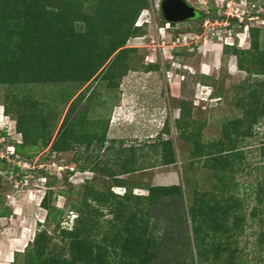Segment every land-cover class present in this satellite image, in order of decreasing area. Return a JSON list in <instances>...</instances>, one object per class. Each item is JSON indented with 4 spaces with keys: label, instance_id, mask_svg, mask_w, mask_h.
<instances>
[{
    "label": "rangeland",
    "instance_id": "1",
    "mask_svg": "<svg viewBox=\"0 0 264 264\" xmlns=\"http://www.w3.org/2000/svg\"><path fill=\"white\" fill-rule=\"evenodd\" d=\"M162 1L148 0L147 7L136 21L143 26L124 45L127 51L116 59L110 57L105 63L120 67L122 76L115 81L117 86L114 82L100 81L80 87L67 81H53L48 73H39L40 77L34 76L35 81L28 84L0 85V214L7 213L5 217L0 215V264H25L27 258L23 253L31 246L36 233L47 228L55 234V225H48L47 210L41 205L49 190L51 205L65 210L61 227L70 229L77 216L71 212V205L87 208V204L80 203L87 181L90 182L89 188L94 184V192L107 193L111 187L113 193L123 196L127 188L116 187L111 174L135 166L136 170L139 169L136 173L120 177L138 186L133 189L135 195L147 196L149 192L141 186H157L155 178L160 173L170 177L174 174L176 180L165 184L178 186L183 177L186 179L184 155L187 156L191 149L189 136L198 132L200 127L196 121L206 124L201 135L207 143L220 138L224 122L239 114L234 105L233 88L241 85L247 74L238 69L236 56L225 54V50L228 45L250 48L249 29H264V0H186L199 16L184 23H171L169 27L163 19ZM252 11L255 17L244 21ZM261 40L264 42V35ZM152 64L156 66L154 69H150ZM47 77L51 80L46 81ZM261 78L264 79V75ZM7 103L9 113L6 112ZM183 106L186 107L184 119L181 118ZM25 110L34 116L36 123L39 121L38 132L49 134V137L47 145L43 146L44 139L39 138L33 150L17 154L15 146L23 142V137L16 121ZM81 116H85L87 122L95 121L97 129H106L108 125L105 145L96 143L86 151L84 144L71 143L72 138L67 136L70 149L54 151L53 144L64 136L69 122L76 124ZM85 122L83 127L86 130L90 126ZM77 123L79 126H75L79 129L80 122ZM258 130L259 136L246 143L249 146L246 152L260 148L264 125ZM167 140L174 145L177 162L158 166L169 153V149L164 148ZM131 148L137 150L135 157L125 160L127 165L123 167L117 158H129ZM258 153H248L251 162L259 160L253 158ZM132 162L133 165L127 167ZM94 165L101 171L106 169L105 173L79 169V166L91 168ZM203 169L192 174L198 182L197 190H208L216 182L212 171ZM238 178L241 185H256L255 174ZM243 192L241 189V197H244ZM183 193V203L172 196L151 208L152 217L159 219L162 226L160 236L165 238L154 264L178 262L187 256L188 247L195 259L193 264L225 263V259L220 260L221 251L217 250L220 241L224 243L226 239L221 232L225 222L217 226L220 227L217 234L195 240L191 230L193 221L184 214L193 204V195L188 190ZM255 195L247 208L246 222L235 230L237 242L231 245L238 246L237 254L244 264H264V243H258L259 234L264 232V223L258 217L254 221L251 219ZM133 203L127 205L130 207ZM99 210L104 215L101 223L106 225L114 215L106 207ZM228 220L231 224L232 219ZM62 238L58 230L53 243L62 248L65 243ZM100 238L95 241L100 242ZM177 249L180 252L175 255ZM202 251L207 253L204 263L199 256ZM221 256L226 257L225 254Z\"/></svg>",
    "mask_w": 264,
    "mask_h": 264
},
{
    "label": "trees",
    "instance_id": "2",
    "mask_svg": "<svg viewBox=\"0 0 264 264\" xmlns=\"http://www.w3.org/2000/svg\"><path fill=\"white\" fill-rule=\"evenodd\" d=\"M147 4L148 0H0V85L28 84L35 81L34 76L39 78V73H48L53 81H67L80 87L100 81L114 82L117 86L115 81L122 76L120 67L117 65L114 68V65L105 63L110 57L116 59L127 51L124 45L140 30L136 21ZM252 15H255L254 11L245 20ZM249 33V49L228 45L225 50V54L236 56L238 69L247 74L241 85L233 88L234 105L239 114L224 122L220 138L207 143L201 135V129H205L206 124L196 121L200 127L198 132L189 136L192 145L188 155H184L186 179L183 177L182 184L149 185L146 188L139 185L149 193L147 196L135 195L133 189L138 186L120 179L136 173L139 169L136 170L135 166L111 174L116 187L127 188L123 196L113 193L111 187L107 193L100 190L94 192V184L89 188L87 185L90 182L87 181L84 198L80 202L84 206L87 204V208L71 205V212L77 216L70 229L61 227L65 210L51 205L49 190L41 205L47 210L48 225H55V234L47 228L38 231L31 246L23 253L27 258L25 264H154L165 238L160 236L162 226L159 219L152 217L151 208L172 196H176L174 199L181 203L186 190L193 195V204L189 205L188 210L186 206L187 213L184 214L189 221H193L191 230L195 240L209 237L211 233L217 234L220 229L217 226L225 222L221 232L226 239L217 246L218 252L221 251L220 260H226L223 264H244L237 254L238 246L231 245L237 242L235 230L246 222L247 208L255 193L251 219L254 221L258 217L264 223V140L260 141V148L246 152L249 149L246 143L258 137V129L264 125V79L261 78L264 75V42L261 40L264 29L251 27ZM154 67V64L150 65V69ZM49 77L46 81L51 80ZM112 83L109 85L112 86ZM6 105V112L9 113L8 103ZM185 110V106L181 107L183 119L186 118ZM23 113L16 121L18 132L23 137V142L15 146L17 154L33 150L39 138L44 139L43 146L47 145L46 139L49 137V134L38 132L40 123L38 120V123L35 122L33 115L26 110V114ZM85 121V116H81L76 124L72 121L66 123L67 130L60 141L53 144V150L70 149L67 136L72 138L71 143L84 144L86 151L96 143L105 145L108 125L106 129H97L93 123L95 121ZM77 122H80L79 129L75 126H79ZM84 122L90 126L89 129H84ZM164 148L166 151L169 149V153L164 155L163 162L158 166L175 164L177 154L174 145L167 140ZM129 151L132 152L129 158H117L123 167L127 165L125 160L135 157L137 150L131 148ZM256 151L260 153V158L258 154L253 155V158L259 159L254 163L248 158V153ZM132 165L133 162L127 167ZM201 168L212 171L216 179L208 190H197L196 187L198 182L193 175ZM79 169L106 171H101L96 165L91 168L79 166ZM254 174L256 185L240 184L239 176ZM241 189L244 190V197L240 196ZM128 202L134 203L129 207ZM100 207H106L114 215L106 225L101 223L104 215ZM6 214L3 211L0 215L5 217ZM228 219H232L231 224ZM46 221L43 222L45 225ZM58 230L65 242L62 248L53 243ZM99 236L101 241H95ZM259 237L258 243H264V232ZM176 243L189 246L183 242ZM187 250L188 257H181L173 264H193L195 259L190 247ZM179 252L180 249H177L175 255ZM222 254L226 257H222ZM206 255L203 251L199 254L203 263L207 260Z\"/></svg>",
    "mask_w": 264,
    "mask_h": 264
},
{
    "label": "water",
    "instance_id": "3",
    "mask_svg": "<svg viewBox=\"0 0 264 264\" xmlns=\"http://www.w3.org/2000/svg\"><path fill=\"white\" fill-rule=\"evenodd\" d=\"M163 19L168 23H184L199 16L197 10L186 0H163L161 3Z\"/></svg>",
    "mask_w": 264,
    "mask_h": 264
},
{
    "label": "crops",
    "instance_id": "4",
    "mask_svg": "<svg viewBox=\"0 0 264 264\" xmlns=\"http://www.w3.org/2000/svg\"><path fill=\"white\" fill-rule=\"evenodd\" d=\"M156 182H158L156 185L157 186H167L168 184H165V182L167 183V181H169V180H171L172 182H174L175 180H176V176H174V174H173V176H166L164 173L163 174H159L158 176H156ZM161 183V184H160ZM162 183H164V184H162ZM173 185V184H172Z\"/></svg>",
    "mask_w": 264,
    "mask_h": 264
},
{
    "label": "clouds",
    "instance_id": "5",
    "mask_svg": "<svg viewBox=\"0 0 264 264\" xmlns=\"http://www.w3.org/2000/svg\"><path fill=\"white\" fill-rule=\"evenodd\" d=\"M250 13H251V12H250ZM250 13H249V14H250ZM253 17H255V16L252 15L251 17H248L247 20H245V18H246V16H245L244 21H249V19H251V18H253ZM166 24H168V22H167ZM173 24H174V23H173ZM136 25L139 26V27H142V26H143V25H139L138 23H136ZM170 25H171V23H170Z\"/></svg>",
    "mask_w": 264,
    "mask_h": 264
},
{
    "label": "built area",
    "instance_id": "6",
    "mask_svg": "<svg viewBox=\"0 0 264 264\" xmlns=\"http://www.w3.org/2000/svg\"><path fill=\"white\" fill-rule=\"evenodd\" d=\"M171 26L170 23L167 24V27ZM14 151V150H13Z\"/></svg>",
    "mask_w": 264,
    "mask_h": 264
},
{
    "label": "flooded vegetation",
    "instance_id": "7",
    "mask_svg": "<svg viewBox=\"0 0 264 264\" xmlns=\"http://www.w3.org/2000/svg\"><path fill=\"white\" fill-rule=\"evenodd\" d=\"M198 12V11H197ZM199 13V12H198Z\"/></svg>",
    "mask_w": 264,
    "mask_h": 264
}]
</instances>
